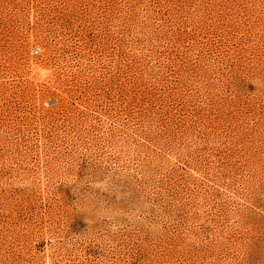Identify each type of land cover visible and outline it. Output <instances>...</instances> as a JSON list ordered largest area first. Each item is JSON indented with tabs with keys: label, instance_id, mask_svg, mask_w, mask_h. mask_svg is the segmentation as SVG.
I'll use <instances>...</instances> for the list:
<instances>
[{
	"label": "rangeland",
	"instance_id": "rangeland-1",
	"mask_svg": "<svg viewBox=\"0 0 264 264\" xmlns=\"http://www.w3.org/2000/svg\"><path fill=\"white\" fill-rule=\"evenodd\" d=\"M0 264H264V0H0Z\"/></svg>",
	"mask_w": 264,
	"mask_h": 264
}]
</instances>
